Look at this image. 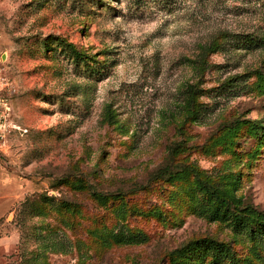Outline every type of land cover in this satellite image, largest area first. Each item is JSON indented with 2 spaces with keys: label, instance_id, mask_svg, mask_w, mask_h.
Wrapping results in <instances>:
<instances>
[{
  "label": "rangeland",
  "instance_id": "374dc122",
  "mask_svg": "<svg viewBox=\"0 0 264 264\" xmlns=\"http://www.w3.org/2000/svg\"><path fill=\"white\" fill-rule=\"evenodd\" d=\"M0 66V264H264V0H0Z\"/></svg>",
  "mask_w": 264,
  "mask_h": 264
},
{
  "label": "trees",
  "instance_id": "16d2710c",
  "mask_svg": "<svg viewBox=\"0 0 264 264\" xmlns=\"http://www.w3.org/2000/svg\"><path fill=\"white\" fill-rule=\"evenodd\" d=\"M67 47L69 48L70 54L74 60L77 62L79 61H85L84 54L78 51L75 47H72L71 45L67 44ZM190 101L194 102L193 96L195 94L194 86L191 87L190 90ZM182 172L187 173L188 175H191L195 181V184L199 191L206 193L208 199L210 201H214L216 204V209L214 210V213L216 215H220L224 218H228L232 220V213H231V202L226 197L227 194L224 192H221L215 185L211 184L205 178L200 174V172L193 166L190 165H184L181 164L178 166ZM171 171H168V169H165V171L162 172V176L168 175L170 180L175 179L177 176L173 175ZM93 197L96 199H103L105 198L104 195L96 192H92ZM72 204V203H71ZM258 225L261 227H264V222H261L258 220ZM118 238L122 241H124L125 236L124 235H118ZM133 237L130 236L127 239L131 240ZM207 251V252H205ZM202 253H211L216 257H229L231 254V250L227 247H225L223 244L217 243L215 241H209V240H202L200 242H197L193 245H188L182 249L176 250L173 252L172 255H176L177 258H185V257H192L194 255L198 256Z\"/></svg>",
  "mask_w": 264,
  "mask_h": 264
},
{
  "label": "built area",
  "instance_id": "2783aa9c",
  "mask_svg": "<svg viewBox=\"0 0 264 264\" xmlns=\"http://www.w3.org/2000/svg\"><path fill=\"white\" fill-rule=\"evenodd\" d=\"M15 88L4 69L0 66V155H7L10 142L17 134H26L28 130L16 122L12 96Z\"/></svg>",
  "mask_w": 264,
  "mask_h": 264
},
{
  "label": "crops",
  "instance_id": "0c3cea01",
  "mask_svg": "<svg viewBox=\"0 0 264 264\" xmlns=\"http://www.w3.org/2000/svg\"><path fill=\"white\" fill-rule=\"evenodd\" d=\"M4 245H5L4 240H3L2 238H0V253L3 252V251H5V252H6V251H9V248L6 249V248L4 247Z\"/></svg>",
  "mask_w": 264,
  "mask_h": 264
}]
</instances>
